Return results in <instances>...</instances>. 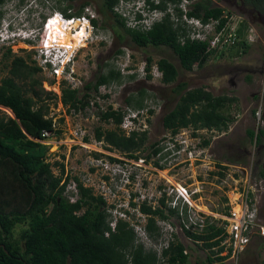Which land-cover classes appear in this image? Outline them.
Instances as JSON below:
<instances>
[{
	"label": "rangeland",
	"instance_id": "rangeland-1",
	"mask_svg": "<svg viewBox=\"0 0 264 264\" xmlns=\"http://www.w3.org/2000/svg\"><path fill=\"white\" fill-rule=\"evenodd\" d=\"M136 1L120 0L116 11L122 17L131 18L136 13V5H134ZM195 1L201 0H193V2ZM42 2L43 4L38 5L39 9L31 21L30 27L34 28L33 32H37V28L46 18L55 13H61L60 10L69 4L62 0ZM85 2L88 5L84 6L82 12L83 14L87 12L91 18L94 17L93 20L97 22V27L91 24L85 25L84 31L88 34L84 39L85 46H78L70 74H67L66 77L53 78L48 72L49 69H43L42 72L35 75V79L41 80L42 90L53 96V99L52 97L47 99L43 93V95L41 94L42 101L48 109L47 118H52L57 131H60L59 135H51L41 143L47 147L45 156L47 162L63 163L64 172L66 174L67 171L68 177L78 178L87 188L92 189L95 195L104 196L109 205L114 206L116 209L114 211L117 213L126 211L129 215H133L135 208L132 205L142 201L152 207H159V199H163L166 191L176 183L193 184L194 188L201 190L199 194L201 201L197 204L205 207L208 211H220L224 198L222 192L217 189L218 184L213 177L214 171L219 163L239 166L229 163L224 159V156L234 157L246 148L247 165L253 164L256 177L259 176L260 168L264 167V140L262 146L256 147L248 141L246 135L248 130L255 131L256 127L253 112L260 102L261 83L264 75V27L260 28L255 22H252L254 18L251 14L252 10L243 7L240 0H210L211 6L224 9L239 18V27L244 22L249 23V28L247 26L245 29L247 34L243 39L251 49L244 53L239 51L241 55L237 57L239 60L232 61V63L227 62V57L222 58L214 55V58L210 57L203 68L195 67L192 72L188 73L182 70L177 57L170 48L154 46L138 48L130 41L129 37H125L122 42H119L114 32L115 24L110 16L102 18L97 11L102 3L101 0H75L70 3V12H78ZM25 4L31 7L37 6V2L33 0H7L0 11L9 10L11 11L9 15L12 12L16 14ZM148 4L150 6L151 3ZM138 7H141V10L145 9L142 4ZM173 7L172 5L168 6L167 10L169 9L174 15ZM188 8L190 9L191 5ZM162 13L160 11L154 14L156 20L162 18ZM59 21L58 17L55 18L46 30H55L58 26L63 28ZM150 22L146 21L147 25ZM75 23L79 24L80 22L75 21ZM141 23L143 21L136 25L135 22L131 23L130 19L127 22V27L136 29L141 27ZM101 26L104 29L100 28ZM99 28L100 30H98ZM46 30L43 34H46ZM54 30L51 31L52 35L56 33ZM72 31L70 30L71 33ZM31 33L22 37L31 38ZM34 40V44L16 41L11 44L9 49L12 54L24 58L31 64L30 60H35V52L38 51V40ZM57 43L61 46L59 42ZM117 49H121L123 54L117 55L115 53ZM5 52V48L0 49V80L7 75L8 66L13 59V57L6 59ZM149 57L151 58L150 63L147 61ZM162 58L169 60L176 67L178 77L175 83L168 85L162 83L161 74L156 70V63ZM109 69L120 73L122 77L120 83L114 81L107 86L100 87L96 93L90 92L92 98L89 106L84 111L69 114L68 108L61 103L62 88L70 86L79 91L86 83H93L100 72L107 74ZM147 74L150 78H147ZM130 75H133L134 79H130ZM179 82H187L188 89L204 88L213 96L236 97V103L225 111V115H231L234 119L226 132L206 129L194 132L192 129H182L178 134L172 136L168 130L163 128V116L172 110L178 100L170 90ZM82 93L81 90V96ZM141 93L143 96H140ZM105 96L107 98H104ZM128 98L135 100L142 98L143 107L134 109L126 104ZM109 108L123 116L135 113L141 116L135 131L137 135L146 132V141L137 154L146 158V162L125 160L128 158L115 149L111 150L103 138L100 141L96 140L95 130L98 128L102 132L118 131L125 137L131 135H125L126 133L124 134L122 128L120 129V125L113 124L111 120L105 122L100 119V113ZM150 111L152 114L149 113ZM0 116L14 117L9 109L3 107H0ZM85 138L88 139L87 142L84 140ZM204 140L209 141L207 146L202 145ZM153 143L158 146V148H154L159 149L158 151L165 155L164 158H151V152L154 150ZM174 148L184 149L186 153H181L178 156ZM187 150H191L193 153L190 154L191 159L196 158L201 161L192 162V166H189L184 162L188 157ZM95 154L98 156L96 157ZM108 156L120 163L111 162ZM148 156L150 158H147ZM96 160H99L98 163L95 162ZM122 161L123 163H121ZM156 161L158 164L155 166L154 162ZM53 172L60 175L59 170L54 169ZM68 185L70 186H67V189L73 190L71 183ZM70 193L66 192L65 194L69 195ZM261 201L264 207V195H262ZM138 220L142 226L145 220L142 216L132 219L136 232L140 233L141 227L136 224ZM18 230L19 228H16L15 233ZM176 238L180 243L183 241L182 235ZM251 249L253 251L244 257L243 264H259L258 257L261 251H258L256 246H251ZM189 251L191 253L190 263H195L197 259L198 261L205 259L204 255L197 254L191 249ZM204 264L206 263L204 262Z\"/></svg>",
	"mask_w": 264,
	"mask_h": 264
},
{
	"label": "trees",
	"instance_id": "trees-1",
	"mask_svg": "<svg viewBox=\"0 0 264 264\" xmlns=\"http://www.w3.org/2000/svg\"><path fill=\"white\" fill-rule=\"evenodd\" d=\"M6 1L0 0V8ZM62 1L69 3L60 10L65 17L79 16L84 6L88 5L85 2L78 12L71 13L70 3L75 0ZM101 1L97 11L102 18L110 16L119 42L129 37L138 48H170L182 70L188 73L195 67L203 68L210 57L214 58V53L208 51L206 42L190 43L186 40L183 45L180 43L179 39L185 35L184 23L180 21L182 11L179 4L182 0H163L159 5L151 3V10L163 12V17L148 28L136 29L127 27V19L116 11L120 0ZM240 2L243 7L252 10V22L260 28L264 27V0ZM171 5L174 6L172 18L167 10ZM223 12V9L211 6L210 0H201L195 1L186 15L207 22L210 19H221ZM1 16L0 11V19ZM175 19L178 21L176 26ZM92 24L97 27L95 20ZM224 24L222 19L220 27ZM100 28L104 29L103 26ZM246 28L245 22L240 25L238 35L241 41L234 48L236 55L240 54L241 49L244 53L248 47L243 39ZM3 48L6 49L4 57L13 59L8 66L7 75L0 80V107L9 109L14 119L0 116V264H156V254L136 243V235L130 223L119 219L116 221L115 230L111 231L108 225L110 214L106 211V203L101 195H95L92 189L84 187L76 177L66 176L62 183L65 174L63 163L46 162L47 147L35 140H44V131L60 134V131L53 130L52 120L46 117L48 109L41 94L47 99H53V96L42 90L41 80L35 79V75L41 70L35 66L34 61L28 58L31 62L29 64L24 58L12 54L9 48ZM115 53L123 54L121 49H117ZM220 57L223 58L224 53ZM147 61L150 63L151 58H147ZM156 65L162 73L163 84L177 81L178 71L169 60L162 58ZM121 78L120 73L113 69H109L107 74L100 72L93 83L83 86L82 96L81 90L62 88L61 103L68 108V113L84 111L92 98L90 92L96 93L100 87L114 81L120 83ZM129 78L134 79V76L130 75ZM170 91L178 100L172 110L163 116L162 124L172 136L182 129H192L194 132L201 129L226 132L234 120L231 115H225V111L236 103L235 97L213 96L204 88L188 89L187 82L177 83ZM126 104L139 109L143 107V99L128 98ZM149 113L152 114V111ZM99 117L105 122L111 120L113 124L119 125L123 115L109 108L101 112ZM95 133L97 141L103 138L111 150L115 149L133 160L139 158L136 153L146 141V132L138 133L139 135L133 132L125 137L118 131L102 132L98 128ZM246 135L253 144L254 131L248 130ZM84 140L88 141L87 138ZM263 140L264 130H259L255 146H262ZM208 144L209 141L202 142L203 146ZM155 145L152 144V155L159 152ZM246 155L244 148L240 154L234 157L225 155L224 159L234 165L244 166L247 165ZM110 160L114 161L112 158ZM53 168L58 169L60 175L56 176L52 172ZM258 175L264 178V168H260ZM70 179L75 181L76 191L67 195L65 191ZM71 199L74 202H70ZM159 203L160 206L154 210L142 204L140 211L142 214L166 220L164 199ZM152 217L146 219L145 232L154 239L158 228ZM16 228L19 230L15 233ZM107 232L108 236L105 235ZM215 236L216 233L212 232L203 237H192L210 240ZM211 246L212 244L205 243L206 248ZM183 250V245L177 242L169 251L164 252V256L168 257L170 264L177 260L186 263L188 257L182 254ZM207 262H211V259L208 258Z\"/></svg>",
	"mask_w": 264,
	"mask_h": 264
},
{
	"label": "built area",
	"instance_id": "built-area-1",
	"mask_svg": "<svg viewBox=\"0 0 264 264\" xmlns=\"http://www.w3.org/2000/svg\"><path fill=\"white\" fill-rule=\"evenodd\" d=\"M193 3V1L182 0L179 5V8L183 12L180 21L184 23L185 28V35L179 39L180 43L183 45L186 40H189L190 43L206 42L208 45V51H212L214 53L213 55L217 57H220L221 54H226L237 47L238 43L241 41L238 35L240 29L239 18L231 15L224 9L221 19H210L207 22H203L201 18H189L186 14L190 10L188 7ZM169 12L171 18L174 17L172 12ZM57 17L63 24H68L72 21H78L81 24L86 21V24H89L83 15H71V17L54 15L45 21L44 31ZM222 19L225 24L220 27ZM174 21L176 26L178 21L177 19ZM5 27L6 25H3V29ZM81 28L82 26L74 28L72 35L81 31ZM6 33V30L0 32V46L4 45L3 47L11 48V44L16 41L22 43L27 42L25 39L23 41L17 40L16 37L18 34L16 33L10 34L11 37L7 36ZM4 34L6 35L5 37H3ZM31 36L33 39H37L35 34H32ZM6 37L9 38V41L6 39L4 40ZM57 42L58 41L55 39H51L49 34L46 33L41 40V47L39 46L37 53H35L36 65L41 70L40 72H42L43 69H49L50 71L48 72L53 78L58 76L66 77L67 74H70L71 66L75 61L76 52L79 48V45H77V48H72L71 45L70 47L59 46ZM1 48L2 47H0V49ZM241 51L242 49L240 52ZM260 92V102L253 114L256 121L255 131L253 130L255 133L254 146L259 130H264V75ZM69 114H74V112H70ZM135 116L136 114H126L122 117L120 129L122 128L124 134L126 133L125 135L136 132L135 129L138 124L133 122V117ZM49 119L52 120V118ZM52 128L54 131H57L53 120ZM51 135L55 134L44 131L42 132L44 140H35V142L42 143ZM174 149L178 156L181 153H186V150L184 149ZM187 151L188 157L187 160L185 158L184 162L188 163L189 166H192V162L201 161L196 158L191 159L190 156L193 153L191 150ZM121 154L126 156V154ZM161 155L162 153L158 152L155 156L153 155L152 158L156 157L160 159ZM129 159L130 158L125 160ZM98 161L99 160H96L95 162L98 163ZM143 161L146 162V159L141 157L137 160V162L141 163ZM121 163H123V161ZM155 164H158L157 161L154 162V165ZM54 169L56 168H53L52 172ZM66 176L67 171L64 178ZM213 177L218 184L217 189L222 192L225 200L220 211L212 212L208 211L203 206H199L197 202L201 201L199 195L201 190L196 187L194 188L193 184L183 185L176 183L166 191L165 195H163L166 204L165 210L169 209L170 211H173V214L168 221L157 223L159 227L161 226L157 237L158 243L153 245V249L157 256V264H170L167 260L168 257L163 255V251L168 250L172 244L177 243L178 241L176 237L180 235L183 237V241H181V244L184 247L182 254L188 257V261L186 263H180L179 260H177L174 264H204V262L206 264H242L244 257L253 251L251 246H256L257 250L261 251L258 261L259 264H264V207L261 203V197L264 195V178L255 176V170L252 163L244 166H233L227 163H219L214 171ZM71 185L73 190H75L76 183L73 181ZM83 186L86 187L84 184ZM102 197L106 203V211L110 214L108 225L111 231H114L116 227L115 219L118 217L124 219L127 218V215L124 212L117 213L114 211L116 209L113 205H109L107 199H105L104 196ZM143 202L144 201L141 203ZM135 205L136 208L134 212L138 213L140 203ZM212 232L216 233V236L210 240L196 239L192 237H203ZM105 235L108 236V232L105 233ZM145 243L148 246L152 245L148 239H146ZM205 243L212 244V246L206 248ZM189 249L197 254L204 255L205 259H200L199 261L197 259L195 263H190L189 257L191 253ZM208 258L211 259V262H207ZM129 264L131 263L129 262Z\"/></svg>",
	"mask_w": 264,
	"mask_h": 264
},
{
	"label": "clouds",
	"instance_id": "clouds-1",
	"mask_svg": "<svg viewBox=\"0 0 264 264\" xmlns=\"http://www.w3.org/2000/svg\"><path fill=\"white\" fill-rule=\"evenodd\" d=\"M34 2H37V6L36 7H31V6H28V5H24L18 12H16V14L14 13V12H12V14L11 15H9V13L11 12V11H9V10H6L5 12H2V16H1V19H0V32H4V30H6L7 31V36H9V37H11V35L10 34H14V33H16V34H18V36L16 37V39L17 40H20V41H23L24 39H25V41H27V42H29V43H31V44H34V42H35V40L34 39H32V37L30 38V37H22L23 35H25V34H29V33H31V35L32 34H35L36 35V37H37V40H38V42H37V46L39 47H41V40L43 39V32H44V24H45V21L48 19V18H50V17H52V16H54V15H61L62 13H55V14H53L52 16H50V17H48V18H46L43 22H42V24H41V26L40 27H38L37 28V32H33V30H34V28L32 29L30 26H31V21L33 20V15L34 14H36L37 13V9H39L38 7L41 5V4H43V2L42 1H45V0H33ZM133 1H136V0H133ZM163 0H137L136 1V3L134 4V5H136V13H135V15L134 16H132L131 18H126L127 19V21H129L130 19H131V23L132 22H135L136 23V25H138L139 24V22H141V21H143V23H141V27H144V28H147V27H149L152 23H155V22H157V21H160V19L159 20H156V18H155V16H154V14L156 13V12H160V11H155V10H151V8H150V6H149V2L150 3H152V4H154V5H159V3H161ZM140 4H142L144 7H145V9H143V10H141V7H138ZM39 5V6H38ZM85 8V7H84ZM83 11V10H82ZM59 12V11H58ZM168 12H169V9H168ZM183 13V12H182ZM163 14V13H162ZM169 14H170V12H169ZM22 15V16H21ZM80 15H83L84 16V18H85V20H87L88 22H89V24H91L92 26H93V24H92V21H93V18L94 17H89L90 15L89 14H87V12H85L84 14H83V12L80 14ZM79 15V16H80ZM164 15H165V12H164ZM62 16H64L63 14H62ZM65 17V16H64ZM162 17H163V15H162ZM125 18V17H124ZM198 19V18H197ZM146 21H151L150 23H148V25H147V23H146ZM6 25V27L3 29V25ZM140 27V28H141ZM86 29V28H85ZM98 30H100V28L98 29ZM30 31V32H29ZM6 35L4 34L3 35V37H5ZM7 40V41H9V38H4V40ZM1 43V42H0ZM3 46L4 45H1L0 47H2L3 48ZM1 48V49H2ZM35 53H37V52H35ZM35 61V60H34ZM36 62V61H35ZM37 66V65H36ZM156 70L159 72V70H158V68H156ZM160 74H161V77H162V73L161 72H159ZM147 76H149V74H147ZM77 90V89H76ZM136 114V113H135ZM141 118V116H139V114H136V116L135 117H133V122L134 123H136V124H138V122H139V119ZM120 125V124H119ZM138 155V154H137ZM151 156H153L152 155V152H151ZM155 156V155H154ZM110 158H112V157H108V159L110 160ZM139 158H140V156H139ZM138 158V159H139ZM142 158V157H141ZM152 158V157H151ZM113 159V158H112ZM137 159V160H138ZM144 159H146V158H144ZM133 160V159H132ZM137 160H135V161H137ZM111 161V160H110ZM146 161H147V159H146ZM111 162H114V163H118V161L116 160V159H114V161H111ZM156 165V164H155ZM57 176V175H56ZM66 178V177H65ZM65 178L62 180V183L64 182V180H65ZM71 180H73V179H70V181H69V183H71L72 184V181ZM74 181V180H73ZM75 182V181H74ZM61 183V184H62ZM70 185H68V187H69ZM76 191V186H75V190H68L67 188H66V191H65V193L67 192H75ZM70 195V194H69ZM70 202H74V200L73 199H71L70 200ZM135 205V204H134ZM114 207V206H113ZM134 208H136V206H133ZM124 213L127 215V218H124V219H122L123 221H127L128 223H130V226L133 228V230H134V232H135V235H136V239H137V241H136V243H140L146 250H154L153 249V245L154 244H157L158 242H157V238H154V239H152V238H150V237H148V235L146 234V232H145V224H146V218H145V216H144V214H142L141 212L139 213H137V212H135L133 215H129V213H127L126 211H124ZM140 216V218H141V216L144 218V220H145V222H144V225L142 226L141 225V223H139V220H138V223L136 222V224H138L140 227H141V229H140V233H137L136 232V230H135V228H134V225H133V223H132V219L134 220V217H139L138 215ZM119 219H121V218H117V219H115V222L117 221V220H119ZM158 222H165V221H158ZM157 222V223H158ZM157 226V228H158V230H159V228L161 227H159L158 225H156ZM146 239H148L149 241H150V243L152 244V245H150V246H148L146 243H145V241H146ZM155 251V250H154Z\"/></svg>",
	"mask_w": 264,
	"mask_h": 264
},
{
	"label": "bare ground",
	"instance_id": "bare-ground-1",
	"mask_svg": "<svg viewBox=\"0 0 264 264\" xmlns=\"http://www.w3.org/2000/svg\"><path fill=\"white\" fill-rule=\"evenodd\" d=\"M59 22H61V21H59ZM74 22L75 21H72L71 23H68V24L67 23L63 24L61 22L60 25H63V28L58 26L55 30L54 29L46 30V33L49 34L51 39H55L56 41H58L59 44H61V46L63 45V46L70 47V45H71L72 48H77V45H81V47H84L85 46L84 39L87 38V35H88V34H86L87 32L84 31L86 21H84L83 24H81V23H79V24L75 23L74 24ZM80 25L82 26L81 31L72 35L70 30L72 31L73 28H77ZM52 30L56 31V33L53 35L51 33Z\"/></svg>",
	"mask_w": 264,
	"mask_h": 264
},
{
	"label": "crops",
	"instance_id": "crops-1",
	"mask_svg": "<svg viewBox=\"0 0 264 264\" xmlns=\"http://www.w3.org/2000/svg\"><path fill=\"white\" fill-rule=\"evenodd\" d=\"M247 26H248V28H249V23L247 24ZM247 33H246V31H245V35H246ZM248 49H251V48H249V47H247V49H245V51L246 50H248ZM238 56H241L240 54H237L236 55V50L235 49H232V50H230L228 53H226V54H224V57L226 58L227 57V59H228V63H232V61H238L239 60V58H237ZM236 66H237V64H235ZM234 65V66H235ZM232 97V96H231ZM236 98V97H235ZM264 168V167H263ZM159 201H161V199H159ZM159 201H158V203H159ZM142 204H145L147 207H150L152 210H154L156 207H152L151 205H148L145 201L143 202V203H140V205H139V212H141L140 211V206L142 205ZM164 204H165V202H164ZM166 205V204H165ZM165 215H166V220L165 219H160L159 217H152V216H150V215H145L144 214V216H145V218L146 219H148L149 217H152V218H154V221H155V223H156V225H157V222L158 221H168L169 219H170V216H172V212L169 210V209H166L165 210ZM171 213V214H170ZM158 235H159V230H158V234L157 235H155V238H157L158 237ZM180 243V242H179ZM173 245H175V243L174 244H172L171 245V247L173 246ZM170 247V248H171ZM170 248L168 249V250H165V251H169L170 250ZM153 253H155V251L154 250H151ZM165 251H163V255H164V252ZM156 254V253H155ZM187 261H188V259H187ZM157 264V263H156ZM242 264H243V262H242Z\"/></svg>",
	"mask_w": 264,
	"mask_h": 264
},
{
	"label": "flooded vegetation",
	"instance_id": "flooded-vegetation-1",
	"mask_svg": "<svg viewBox=\"0 0 264 264\" xmlns=\"http://www.w3.org/2000/svg\"><path fill=\"white\" fill-rule=\"evenodd\" d=\"M138 153H139V152H138ZM166 155H167V154H166ZM164 156H165V155H161V156H160V159H161V158H164Z\"/></svg>",
	"mask_w": 264,
	"mask_h": 264
},
{
	"label": "water",
	"instance_id": "water-1",
	"mask_svg": "<svg viewBox=\"0 0 264 264\" xmlns=\"http://www.w3.org/2000/svg\"><path fill=\"white\" fill-rule=\"evenodd\" d=\"M13 119H14V117H13Z\"/></svg>",
	"mask_w": 264,
	"mask_h": 264
}]
</instances>
